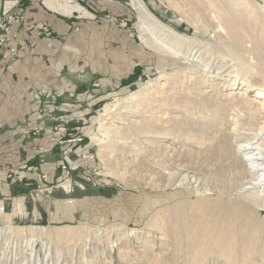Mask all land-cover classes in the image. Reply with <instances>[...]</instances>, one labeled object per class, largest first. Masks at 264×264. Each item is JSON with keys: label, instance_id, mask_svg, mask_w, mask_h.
Instances as JSON below:
<instances>
[{"label": "bare ground", "instance_id": "6f19581e", "mask_svg": "<svg viewBox=\"0 0 264 264\" xmlns=\"http://www.w3.org/2000/svg\"><path fill=\"white\" fill-rule=\"evenodd\" d=\"M69 1L44 4L65 16L87 14ZM130 2L140 19L144 46L161 62L160 71H171L162 73L163 82L154 81L132 94L129 103L104 105L99 133L93 137L105 167L101 175L125 181L129 164L150 177H137L134 186L144 181L165 193L172 189V197L183 199L160 209L169 195L149 199L141 194L143 214L155 209L143 230H96L83 237L81 251L96 246L122 260L139 243L150 244L148 235L155 231V241L167 237L174 247L176 264H264V219L252 212V207L264 209V0L261 5L252 0L174 4L181 17L176 22L190 25L191 36L162 23L142 0ZM206 16L210 24L203 22ZM202 34L208 38L202 39ZM213 188L219 190L217 198ZM227 191H236L235 198L230 195L222 202ZM22 202L16 201L17 210L23 209ZM191 210L197 213L189 216ZM70 233L7 226L0 230V241L9 234L41 241L82 239V233ZM29 250L36 259L34 242ZM41 250L45 259L51 254L47 244ZM55 253L60 257V250ZM158 261L155 264H161Z\"/></svg>", "mask_w": 264, "mask_h": 264}, {"label": "rangeland", "instance_id": "374dc122", "mask_svg": "<svg viewBox=\"0 0 264 264\" xmlns=\"http://www.w3.org/2000/svg\"><path fill=\"white\" fill-rule=\"evenodd\" d=\"M112 1L114 2L112 10L103 9L99 11L98 14H95L90 13L83 8L87 13L86 15H73V18L82 23H80V26L77 27L76 31L62 41L56 59H52L50 67H48L51 72V82H54L57 86L55 83V80L57 79L60 81V87L62 89L67 87V90L64 89L63 91H57V89H54L55 85L52 84V89L49 90L51 91V94L46 98L47 102H42L40 107L31 111L26 119L23 118L20 122H14L11 129L14 130L17 128L15 136H17L19 141L22 142L20 144L18 143L19 146L17 149L14 144L13 147L9 146L10 143H7L8 141L0 143V190L2 186H4L2 188L15 185L30 187L31 184H33V181L29 178V174H35L37 185H33L34 190L32 195L27 197L26 202L27 200L30 202L35 201L37 204V201L40 200L42 192L38 191V185L45 186L44 189H51V195H55L57 197L56 199H61V194H75L79 195V197H86L88 194L92 195L90 196V200L92 201L91 212H85V210L78 211V213L74 215L75 217L72 221L62 222L61 224L54 222L56 223L54 225H46V223H43L42 221L32 222L28 220V217H22V215L17 214L18 210L15 203L20 199L23 201L22 197L14 200L16 211L14 210L13 212L11 205L13 198L7 196L6 199H2L0 197V202L3 201L6 206V215H10V218L5 215V217L2 215L0 216V230L7 226L22 228L45 227L50 228L51 230H69L71 232L69 236L82 233V239H73L65 242L54 241L51 239L41 241L39 239L31 240L28 237H21L18 239L9 234L4 237L5 239H2L3 242L2 240L0 241V260L2 258L4 259V262L0 261V263L155 264L158 259L161 261V264H174L176 262L175 257H177V252L174 251V247L168 244L167 237V241L165 240V237H163L164 239L161 238L160 241H155L156 239L153 236L156 233L155 231H153V235H148L149 239H147L150 244L147 243L148 245L145 244V246L144 243H139L133 250L126 253L127 256H124L125 259L122 258V260L117 259L116 254L109 255L106 251H102L96 246H93V244H91V248L93 246L91 250L86 249L82 252L80 249L85 242V238L83 237H87L90 233H93L96 230L99 232H104L109 228L119 232L143 230L148 219L147 217L155 211V209H153L150 213L146 215L143 214L144 211H141V208L144 209L145 207L143 195L149 199L165 194L169 195V197H165L169 199L161 204L160 209L170 206L175 200L183 199V197H172L173 195L171 194L175 193L172 189L166 190L165 193L162 192V189H152L150 186L146 185L144 181L141 182L140 185L134 186L135 183L133 182L139 177L140 180L141 178L146 179V177H150L141 172L139 168H132L129 164V167L127 165L126 170L128 173L130 172V174L127 173L125 181L106 178L101 175V171L105 167L98 157L99 148L94 142L93 137L99 133L101 124L99 122L100 113L104 105L121 102L129 103L132 94L148 87L154 81H159L160 83L163 82V78H161L162 73L171 71L170 67L160 71L163 67L161 62L156 58L157 56L154 53L144 46L138 28L140 19L137 12L133 9L130 0ZM142 1L162 23L172 27L178 33L187 36L192 35L193 28L190 25L185 21H181L180 23L176 22L177 20H180L181 17L176 13L174 4L182 5L194 0ZM252 1L256 5L262 4V0ZM239 9H241V7ZM241 10L246 9L243 8ZM204 21L209 23L207 16L203 22ZM260 23H264V20H261ZM201 37L202 39L208 38L206 34H202ZM78 82L82 84L81 91L79 89L76 90L75 88V83ZM252 95L253 93H250V96ZM37 127L41 128L38 132L33 130ZM59 129L63 130L59 131ZM3 130H8V128L0 127V140L9 135L12 136V133L9 132L2 134ZM59 136H63V139L61 140L62 144H52L51 139L53 138L56 140ZM46 137L48 143L52 144L55 146L54 148L57 149L54 153H57V158L60 161V165H54L55 168L59 166V169L57 168L53 180L50 178L48 179L46 173H41L37 165L23 164L17 166V163L14 162L16 161L17 156L19 158L22 157L24 151H31L32 146L30 145V142L38 138ZM14 141H16L15 138ZM36 148L38 147H35V149ZM45 152L42 150V154L38 156L35 155L38 163L43 164L50 162L47 158L48 153ZM63 154L67 155L73 163L72 166L76 167V170L69 174V182H65L66 180H64L63 175L60 174V167L63 164ZM125 155H127V152H125ZM24 159L26 158H22L21 160L25 161ZM122 159L123 158L120 157V160ZM123 160H125V158ZM134 164H137V162ZM23 166H26V168H37V171H26V178L22 183L17 182L11 184L6 178L7 174L12 171H18V169ZM40 174H45L47 176L46 183L41 182L40 184V181L38 180ZM131 183H133V186ZM66 185H69V187H65ZM225 187L229 188L227 184ZM218 191L219 190L216 188L212 189V196L214 198H217ZM235 194L236 191H229V193L227 191V194L222 193V202H226L230 195L231 199L232 197L235 198ZM84 197H82V202L85 200ZM86 198H88V196ZM194 199L195 197L191 198V200ZM86 200L90 201L89 199ZM252 212L260 219H264V209L258 210L257 207H252ZM196 213L197 212L191 210V212L189 211L187 214L193 216ZM106 234L109 235V233ZM32 242H34L35 252L37 254V258L34 260L29 256L30 244ZM46 244L50 248L51 254L48 257L51 259L48 257L45 259L41 250L43 245ZM150 248L152 250L154 249V251H151ZM68 249L71 251V254L67 252ZM56 250H58V252L59 250L61 251V254L59 255L60 257L55 255ZM16 251H18L20 255ZM173 252L176 253L174 254ZM6 254L8 255L6 256ZM167 256L168 261H166ZM152 257L154 259H152ZM162 257H166V259L161 260ZM28 260L31 262L29 263Z\"/></svg>", "mask_w": 264, "mask_h": 264}, {"label": "crops", "instance_id": "0c3cea01", "mask_svg": "<svg viewBox=\"0 0 264 264\" xmlns=\"http://www.w3.org/2000/svg\"><path fill=\"white\" fill-rule=\"evenodd\" d=\"M2 1L0 0V15ZM75 1L88 12L95 14H98L103 9L112 10L114 5L112 0ZM17 11L24 17L22 24H15L12 27L14 45L18 55L14 61L8 64H0V127L8 128V130H3L2 134L12 133V136L1 138L0 143L8 141L7 143H10L9 146L13 147L14 144L16 149L22 142L15 136L17 128L13 130L11 126L15 121L20 122L23 118L26 119L28 114L40 107L42 102H47L46 98L51 94L49 90L52 89V84H54L50 80L51 72L48 68L51 60L56 59L62 41L76 31L77 27L82 23L73 18V16H65L50 10L45 6L44 0H24L20 3ZM35 23H46L51 28L52 35L43 37L39 36L36 31L30 30L28 28L29 25ZM59 82L57 79L55 80L58 87L54 84V89H57V91L67 90V87L62 89ZM81 85L78 82L75 83L76 87H74L76 90L79 89L81 91ZM14 138L16 141H14ZM30 145L32 146L31 151H24L22 157L19 158L17 156L14 162L17 163V166L23 164L37 165L41 173H46L48 179L53 180L57 168L59 169V166L55 168L54 165L60 162L57 158V153H54L57 149L48 143L47 137L35 139L30 142ZM35 147L38 148L35 149ZM42 150L48 153L49 163L42 164L36 161L37 158L35 157L42 154ZM22 158H26L24 159L25 161L21 160ZM29 178L33 181L30 187H24V185L1 187L0 197L2 199H6L7 196L13 198L11 202L12 212L16 210L14 200L21 197L23 199V209H19L17 214L22 215V217H28V220L32 222L42 221L46 225L61 224L62 222L72 221L78 211L91 212L92 201L90 196L92 195L89 194L86 195L88 198L79 197V195L75 194H61V199H56L55 195H51V189H44L37 204L35 201L30 202L29 200H27V203V197H30L34 190L33 185H37L35 174H29ZM82 197L85 198V200L83 199L84 202H82Z\"/></svg>", "mask_w": 264, "mask_h": 264}, {"label": "built area", "instance_id": "2783aa9c", "mask_svg": "<svg viewBox=\"0 0 264 264\" xmlns=\"http://www.w3.org/2000/svg\"><path fill=\"white\" fill-rule=\"evenodd\" d=\"M23 0H3L1 7V15H0V64H8L11 61H14L17 58V49L14 45L13 32L12 27L15 24H22L24 21V17L17 11L20 3ZM70 4H76L74 0L69 1ZM72 14L71 16H73ZM30 30H34L37 32L39 36L50 37L51 36V28L46 23H35L29 25ZM41 127V126H40ZM40 127L34 128L33 130L38 132ZM56 129V128H55ZM63 129H59L62 131ZM63 136H59L56 140L51 139L52 144H62ZM80 141V140H78ZM64 142V141H63ZM63 164L60 167L61 173L63 175L65 182H69V174L76 170V167H73V163L70 161L67 155L63 154ZM26 171L31 172L37 171V168H32L23 166L18 169V171H12L7 174L6 178L13 183H22L26 178ZM38 180L41 182L47 181V176L45 174H40L38 176ZM45 186L38 185V191L42 192ZM63 188V187H61ZM7 210L3 201L0 202V215H6Z\"/></svg>", "mask_w": 264, "mask_h": 264}]
</instances>
